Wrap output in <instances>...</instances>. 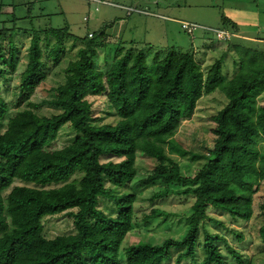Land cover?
<instances>
[{
  "label": "trees",
  "instance_id": "obj_1",
  "mask_svg": "<svg viewBox=\"0 0 264 264\" xmlns=\"http://www.w3.org/2000/svg\"><path fill=\"white\" fill-rule=\"evenodd\" d=\"M4 37L0 60L13 74L18 50L12 36L0 32V39ZM51 37L54 43L45 53L39 35L31 37L18 76L21 97L43 83L48 61L61 62L65 37L50 30L44 38ZM96 41L93 34L87 38L67 63L64 81L45 101L57 113L38 115L32 105L11 115L0 89V264H164L174 254L172 264L186 260L198 264L200 248L204 254L200 264H227L217 242L242 264L240 253L224 237L210 233L204 222L213 220L209 208L236 223L253 215L252 195L264 180V102H258L264 92V53L237 47L231 78L222 74L225 55L203 72L191 53L175 50L150 61L142 51H120L103 72L94 62ZM4 72L0 68V75ZM214 91L226 103L210 118L211 143L190 155L201 161L199 169L192 177L183 176L169 153L180 157L188 153L173 138L203 95ZM96 96L105 98L115 124L94 121L88 98ZM64 125L74 132L72 142L50 149ZM137 153L157 163L142 184L166 186L153 199L194 197L182 237L122 247L133 227L136 196L116 190L136 176ZM103 157L118 161L102 163ZM16 180L23 185L12 186ZM102 198L113 203V211L99 208ZM59 213L72 219L73 231L49 238L43 218ZM158 216L167 214L154 209L146 218ZM260 216L258 236L264 245V201ZM230 232L242 240L241 233Z\"/></svg>",
  "mask_w": 264,
  "mask_h": 264
},
{
  "label": "rangeland",
  "instance_id": "obj_2",
  "mask_svg": "<svg viewBox=\"0 0 264 264\" xmlns=\"http://www.w3.org/2000/svg\"><path fill=\"white\" fill-rule=\"evenodd\" d=\"M16 0H12L15 2ZM15 12L14 15H8V17H20L23 11L21 5L15 4L12 8ZM80 12L78 6L74 3L72 8V13L74 21L70 28V33H75L78 30L82 32L85 27L83 23L82 14L78 17L77 14ZM1 13V8H0ZM32 18L29 19V24L34 25L33 20L38 19L40 16L39 10H31ZM81 13V12H80ZM5 14V13H4ZM37 17V18H35ZM86 17L83 18V20ZM34 20V21H35ZM62 22L61 18L53 19L52 23L40 21L39 26L43 28L53 27L55 28L58 24ZM74 24V25H73ZM13 26H23L22 21L15 20V22L10 21L7 23L8 28ZM73 29V30H72ZM34 34H38V31L34 29ZM11 31V30H10ZM7 35L6 32H2ZM185 37V36H184ZM216 37V36H215ZM186 38V37H185ZM41 47L44 53L47 49L54 43V38L51 37L47 41L44 37H40ZM186 39H190L189 37ZM217 39V38H216ZM170 40V39H169ZM222 40V39H218ZM15 44L17 46L18 54H16V70L12 74L10 73L2 61L0 60V68L4 69L3 75H0V89L1 95L7 103L11 115L16 112L29 108L35 105L33 110L38 115L50 116L51 114L57 113L58 110L47 105L45 101L50 100L53 97V89L57 87L64 81L65 74L64 69L67 63L76 58V52L74 50H67V52L61 58V62L57 65H53L52 62L48 61L47 66L44 67L46 73V78L42 84H40L36 90L24 97L18 94V81L19 73L24 69L26 62V49L29 46V39H15ZM7 42L6 37L0 39V43L5 45ZM68 42V41H67ZM66 42V43H67ZM217 41L211 37L210 41H207V47L211 45H217ZM47 48H45L46 46ZM67 47H70V42L67 43ZM197 48V42H194V47L189 44L186 47L175 48L176 50L195 51ZM199 48V47H198ZM244 48V47H242ZM201 50V47L198 49ZM200 52V51H198ZM4 53V52H3ZM4 55V54H3ZM238 53L233 52L232 55L224 57L222 60V74L226 78H231L235 73L234 60ZM221 57H218V59ZM199 64V63H198ZM203 72L206 70L200 66ZM89 102L92 104L93 118L96 123H111L115 124L116 117L113 116L108 110V106L105 104V98L103 96H96L88 98ZM258 102H264V92L258 97ZM226 103L225 97L218 91H214L210 94L203 95L199 100L196 110L191 117V119L186 120L181 123L177 129L174 141L179 143L184 151L188 154L185 157H180L175 154L169 153L172 159L177 163L179 171L183 176L192 177L196 174L197 170L201 165L200 160L193 161L191 159V154L193 151L201 150L202 144L209 145L212 140L211 129L213 127L210 121L211 116L215 115ZM118 120V118H117ZM74 138V132L70 129L69 125H64L55 139L54 142L50 144V149H60L72 142ZM108 160L118 161L116 158L109 159L108 157L101 158V162H106ZM156 161L147 158L140 153L136 154L135 158V168L136 176L132 181L127 183L124 187L116 190L118 193L128 194L134 193L136 196V201L134 203V221L133 227L130 232L126 235L122 247H126L130 244H136L138 242H150L153 244L161 243L167 237L180 238L186 231L187 228V217L191 212V206L193 204V196H175L170 195L164 198L153 199L152 195L164 187H166L161 182H156L145 186L142 184L141 180L149 175L154 167L156 166ZM78 178V176L73 177ZM23 185L20 181H15L12 186ZM169 188L176 189L178 185H169ZM253 201V215L249 221H232L227 215L222 214L219 211H215L212 208L208 209V214L213 220H207L204 222V227L210 233H218L220 236L226 239V242L240 253L242 257V264H264V245L260 241L258 236V229L262 223V217L260 216L261 204L264 201V180H262L254 194L252 195ZM99 208L103 209L105 212H111L114 210L113 203L108 199L102 198L99 202ZM159 209L167 214V216H158L151 219H147L152 210ZM43 231L49 238L57 235L68 234L73 231L72 219L66 213H59L52 216H46L43 218ZM235 230L242 235V240L239 241L235 235L230 231ZM203 232L201 231L198 236L199 243L202 242ZM222 257L227 262V264H237L236 261L227 253L222 242H217ZM202 249L197 250V262L203 257ZM123 256V253H120ZM175 254L169 262L164 264H172ZM124 264V263H123ZM182 264H194L190 260L184 261Z\"/></svg>",
  "mask_w": 264,
  "mask_h": 264
},
{
  "label": "crops",
  "instance_id": "obj_3",
  "mask_svg": "<svg viewBox=\"0 0 264 264\" xmlns=\"http://www.w3.org/2000/svg\"><path fill=\"white\" fill-rule=\"evenodd\" d=\"M74 3L81 12L75 15L82 14L81 20L86 25L82 32L70 33V28L76 29L71 26ZM15 4L21 5L24 12L20 17H8L7 14L14 15ZM0 8V32L5 31L7 35L2 34L14 40H30L34 29L39 37L50 30L60 31L65 37V53L71 49L77 54L92 33L97 39L94 62L103 72L110 68L118 52L128 50L142 51L148 61L155 56L163 57L170 50L188 52L205 70L218 57L232 55L237 47L264 53V0H0ZM35 9L39 10L36 16L41 17L34 19L32 26L29 19ZM56 18L62 22L55 28L39 26L40 21L52 23ZM19 19L23 26L7 27V23ZM182 22L200 28L189 35L181 29ZM215 30L227 33L229 38L216 39ZM211 37L218 43L207 47ZM194 42H197L195 51L175 49L187 48L189 44L194 47Z\"/></svg>",
  "mask_w": 264,
  "mask_h": 264
},
{
  "label": "built area",
  "instance_id": "obj_4",
  "mask_svg": "<svg viewBox=\"0 0 264 264\" xmlns=\"http://www.w3.org/2000/svg\"><path fill=\"white\" fill-rule=\"evenodd\" d=\"M88 1H93V0H88ZM84 20H86V18ZM198 28H200V27L198 25H196V24H193V23H187V22H182L181 23V29L183 31H185L189 35H193V33ZM213 32H214V35L216 36L217 39H222L223 40V39L229 38V35L227 33L223 32V31L215 30ZM88 37L91 38L92 37V33H89Z\"/></svg>",
  "mask_w": 264,
  "mask_h": 264
}]
</instances>
